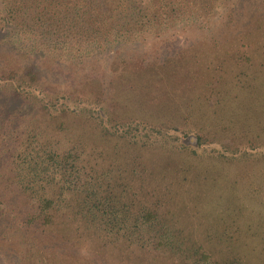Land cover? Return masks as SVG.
<instances>
[{
    "label": "rangeland",
    "instance_id": "374dc122",
    "mask_svg": "<svg viewBox=\"0 0 264 264\" xmlns=\"http://www.w3.org/2000/svg\"><path fill=\"white\" fill-rule=\"evenodd\" d=\"M200 22L160 36L143 33L83 46L69 56L9 38L0 23V70H32L50 93L99 99L118 121L141 119L179 130L195 126L209 139L223 142L239 141L242 135L264 139V0H222ZM238 48L246 55L237 61ZM84 123L70 114L51 116L31 101L0 92V264H192L170 251L130 247L125 240L122 248H111L117 254L109 255L97 232L67 210L51 226L23 224L19 230L21 216L33 211L6 180L10 164L3 151L15 137L9 130L37 128L43 139L65 144L83 137L85 129L94 154L115 160L118 171L121 150L129 147L115 140L110 148L101 144L97 130ZM230 126L232 132L225 129ZM139 163L144 177L138 180L156 185L149 203L176 232L181 230L186 242L206 243L205 250L219 263L239 259L241 264H264V207L258 211L255 204L261 190L259 166L243 168L172 151L149 154ZM164 166L166 173L161 171ZM250 181L256 182L250 188L257 189L253 198L246 196Z\"/></svg>",
    "mask_w": 264,
    "mask_h": 264
},
{
    "label": "trees",
    "instance_id": "16d2710c",
    "mask_svg": "<svg viewBox=\"0 0 264 264\" xmlns=\"http://www.w3.org/2000/svg\"><path fill=\"white\" fill-rule=\"evenodd\" d=\"M221 2L2 0L0 23L3 29L8 30L9 38L29 40L31 47L39 51L69 56L78 53L83 46L109 43L110 39H128L143 33L160 36L171 28L201 24L200 21L210 17ZM242 54L246 55L238 48L235 53L237 61ZM0 92L31 101L51 116L70 114L74 121L85 122V126L88 125L86 122L90 123L88 126L92 127V132L97 130L94 133L98 135V142L108 144L109 148L112 140L129 147L121 150L122 155L118 159L121 165L115 171V160L107 161L94 154L85 129L83 137L76 136L68 143L60 144L59 141L43 139L37 128H11L9 134L15 136L14 143L7 142L10 145L3 151L7 152L10 164L6 180L17 190L15 195L24 197L32 206L30 212L33 211L21 216L18 223L20 231L23 224H37L39 228L51 226L55 217L67 210L97 232V236L109 246V250L105 248L109 255L117 254L114 250L122 248L121 243L125 240L130 247L170 251L192 264H241L239 259L215 261L205 250L206 243L186 242L181 237V230L176 232L173 229L160 209L149 203L148 194L153 196L156 185L138 180L144 177V166L139 160L159 151H172L187 153L199 160H221L243 168L259 166L256 180L261 190L256 193L255 204L258 205L257 210L262 211L264 139L247 140L242 135L239 141L223 142L217 137L209 139L208 134L195 126L179 130L178 126L156 125L141 119L118 121L99 99H73L64 93H50L32 70L25 73L0 70ZM79 125L82 126L81 123ZM225 129L232 132L233 126ZM114 148L115 155H118L116 144ZM101 154L107 156L106 153ZM168 170L164 166L161 171L166 173ZM253 184L256 182L250 181L246 186L249 188L246 196L251 198L257 191L250 189ZM9 208L3 207L11 213ZM81 240L83 238L79 239L80 243ZM86 248L87 245L83 252Z\"/></svg>",
    "mask_w": 264,
    "mask_h": 264
}]
</instances>
